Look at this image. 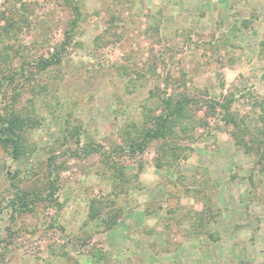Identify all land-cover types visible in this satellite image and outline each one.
I'll use <instances>...</instances> for the list:
<instances>
[{"label": "rangeland", "instance_id": "374dc122", "mask_svg": "<svg viewBox=\"0 0 264 264\" xmlns=\"http://www.w3.org/2000/svg\"><path fill=\"white\" fill-rule=\"evenodd\" d=\"M74 2L72 46L61 66L38 72L35 59L64 40L68 8L0 0V79L21 70L4 80L0 114L15 105L30 120L27 154L14 160L0 147V264H264V162L236 144L221 108H208L230 104L248 132L239 138L264 144V0ZM21 16L29 25L6 31ZM169 96L203 124L177 130L163 160L157 142L136 156L116 150L123 175L109 170L102 153ZM49 156L64 165L59 191L13 218L12 185L43 187ZM94 199L103 203L92 219Z\"/></svg>", "mask_w": 264, "mask_h": 264}, {"label": "trees", "instance_id": "16d2710c", "mask_svg": "<svg viewBox=\"0 0 264 264\" xmlns=\"http://www.w3.org/2000/svg\"><path fill=\"white\" fill-rule=\"evenodd\" d=\"M62 2L64 6L68 8L71 14V19L67 22V28L64 31V40L62 41L59 48L54 47L52 52L49 51L47 55L41 54V56H38V58L35 59L34 68L37 69L38 72L54 69L62 65L66 52L72 46L76 36V30L79 28V23L82 16L80 7L74 2V0H62ZM19 19L21 20L12 17L11 22H8V28H6V31L11 32L17 28L21 29V24H24V26L29 25L27 24L28 19H26L24 16H21ZM11 51L12 46L8 45L6 50H4L2 58L4 59V64H9L12 66L14 64V60L10 56L9 52ZM20 71L21 70H19V68L13 67V73L10 76L7 75L4 76L3 80L0 79V98L3 97L4 80L12 82L13 78L15 77L14 75L19 74ZM161 104L162 107H159L160 112L157 115H154V111H151L149 118L147 117L148 119L144 121L141 130L138 129L133 135L131 134L132 132H126L128 137H123L122 134L123 140L125 141L123 146L115 147V149L111 151L110 154L107 152L102 153L105 164H111L108 165L109 170L114 169V171L118 172V176H120V174L123 175V173H120L122 169H117L118 162L116 161V150L122 151L125 154L127 153L130 156H136L143 153L150 144L157 142L162 146V149L158 151L160 156L158 157L160 160H163L164 156L167 154L166 152L175 149V144L173 142L175 140H173V138L175 136L181 138V135L177 130L180 129V133L185 137L190 130L193 131L199 125L203 124L200 120H193L190 117L188 113V101L183 97L179 99L173 98L171 96L165 97L161 100ZM229 105L230 104L227 103L220 104L210 101L208 103V108L211 111L209 114H214L215 110L218 109L217 107L221 108L222 112H220V114L222 115V118L227 122L228 125L232 124L235 129L233 137L236 144L242 145L248 151L252 150L256 152L259 155L260 160L264 162L263 142L253 138L250 143H246L243 141V139L239 138V134L246 135L248 132H246L247 129H245L242 122L236 121L234 115L230 112ZM15 108H17V106L12 105L11 108L6 110L5 114H0V147L14 160H20L21 157L27 154L28 149L25 146V133L26 128L29 126L30 120H24L20 118ZM188 119L191 120V122L187 124ZM260 119L261 122L264 123V115H262ZM190 126L192 127L190 128ZM263 132L264 130H262L260 133L264 135ZM90 154L91 153L87 151V156H90ZM55 160L56 159L52 156H49L47 160L48 176L50 177L43 187L26 189L19 188L17 184L12 185L15 190L13 192L14 197L9 200V207L11 209V216L13 218L34 213L38 204H40L39 202L43 201L44 199L53 200L52 197L56 196L57 192L59 191L60 168H62L64 165H58ZM161 166L162 165L159 162L157 167ZM8 174L10 175L11 173ZM13 176H17V174H14ZM102 203L103 202L101 200L97 199L92 201L90 218L94 219L98 216L97 209L99 205H102ZM114 216L115 217L112 216L113 220H111V223L105 222L107 229H110L113 224H116L114 219H116L117 216L116 214ZM101 257L102 255L99 256L93 254V258L98 262L102 260Z\"/></svg>", "mask_w": 264, "mask_h": 264}]
</instances>
